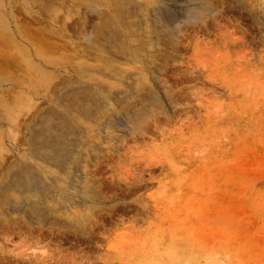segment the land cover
Wrapping results in <instances>:
<instances>
[{
    "label": "rangeland",
    "instance_id": "obj_1",
    "mask_svg": "<svg viewBox=\"0 0 264 264\" xmlns=\"http://www.w3.org/2000/svg\"><path fill=\"white\" fill-rule=\"evenodd\" d=\"M252 1L253 9H242L219 0L223 13L211 29L186 31L167 104L156 106L143 135L96 160L101 202L74 204L90 232L0 227L8 250L0 248L1 264L21 259L24 242L46 251L28 264H264V16L258 20ZM15 12L26 30H52ZM55 38L69 47V39ZM26 149L22 143L4 154L17 165ZM71 164L64 180L73 177Z\"/></svg>",
    "mask_w": 264,
    "mask_h": 264
},
{
    "label": "bare ground",
    "instance_id": "obj_2",
    "mask_svg": "<svg viewBox=\"0 0 264 264\" xmlns=\"http://www.w3.org/2000/svg\"><path fill=\"white\" fill-rule=\"evenodd\" d=\"M18 1L14 8L0 0V227L88 234V218L74 204L101 202L96 160L149 129L156 106L170 98L171 64L186 31L210 28L223 8L219 0ZM230 3L253 9L252 0ZM257 3L261 20L264 0ZM15 10L52 30H26ZM22 143L29 157L12 165L7 154ZM73 162V177L64 180ZM23 245L11 264L46 258L42 248Z\"/></svg>",
    "mask_w": 264,
    "mask_h": 264
}]
</instances>
